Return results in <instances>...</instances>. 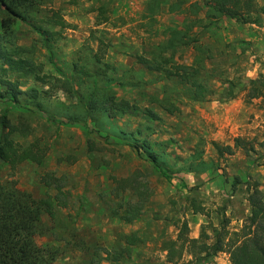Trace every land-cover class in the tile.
Masks as SVG:
<instances>
[{"label": "rangeland", "instance_id": "obj_1", "mask_svg": "<svg viewBox=\"0 0 264 264\" xmlns=\"http://www.w3.org/2000/svg\"><path fill=\"white\" fill-rule=\"evenodd\" d=\"M208 1L52 0L51 7L59 10L67 27L40 23L44 12L32 21L45 30L51 52L38 33L17 24L18 44L37 43L33 57L41 66L39 81L22 77L20 88L36 89L49 113L57 115L62 107L76 104L58 79L69 78L74 64L90 67L91 54L96 53L115 68L109 76L117 98L135 106L96 129L92 123L83 127L59 117L48 121L43 112L30 113L28 107L0 100V114L7 113L14 125L20 124L22 115L29 125L28 136L15 133L9 139L22 146L38 141L46 147L41 165L23 162L12 170L0 164V184L15 182L33 197L44 198L56 190L40 179L53 173L68 193L67 205L57 209L55 219L43 217L47 230L37 238L39 245L59 249L53 264H91L84 246L99 253L94 264H108L100 249L122 246V236L131 233L141 239L133 249V262L230 264L227 253L199 261L184 251L168 262L164 251V243L182 233L210 244L214 230L223 224L238 231L250 214L248 188H258L264 201V96L247 102L246 92L240 90L263 73L264 13L250 14L243 22L226 17L214 21L206 18ZM257 2L263 5L262 0ZM104 18L107 21L100 23ZM178 31L184 37L177 34L170 45L171 33ZM102 45L106 49L99 52ZM139 56L165 60L166 68L198 62L197 79L206 80L212 94L193 99L191 88L179 77L145 68L137 61ZM75 78L79 84L80 78ZM227 80L237 85L234 99L224 98ZM230 121L237 130L231 129ZM236 136L245 147L231 156L212 145L233 146ZM143 140L163 160L166 177L153 168L141 147ZM117 181H128L135 190L116 191ZM128 202L141 204L132 223L112 214L118 204L125 209ZM69 235L78 247H72Z\"/></svg>", "mask_w": 264, "mask_h": 264}, {"label": "trees", "instance_id": "obj_2", "mask_svg": "<svg viewBox=\"0 0 264 264\" xmlns=\"http://www.w3.org/2000/svg\"><path fill=\"white\" fill-rule=\"evenodd\" d=\"M262 1L263 5L259 7L257 0H209L205 3L206 18L217 21L226 17L236 22H243V18L250 14L259 11L264 13V0ZM51 3L52 0H0V86L3 87L0 91V100L21 108L28 107L30 113L43 112L48 117V121L59 117L64 118L67 124L88 127L92 123L96 129H101L105 121L108 125V122L127 114L135 106L126 100L117 98L111 87L114 79L109 76L115 68L102 62L103 58L100 54H91L90 67L74 64L69 78L58 79L61 90L76 99V104L62 107V111L57 115L47 111L46 105L40 100L41 94L36 89L22 90L20 88L19 79L22 77L32 76L36 81H39L38 73L41 71V66L35 62L33 57L37 43L31 47L19 45L16 26L18 23L27 24L33 32L41 36L40 42L48 52H51L46 45L48 36L46 37L45 30L32 22L37 19L36 16L44 12L46 16L39 20L40 23L66 28L67 24L59 10L52 8ZM181 11L180 13L183 12ZM106 21L104 18L100 23ZM177 34H182L181 37H184L180 31L172 32L170 45L174 43ZM105 49L102 45L98 51L101 52ZM49 56L51 55L49 54ZM137 61L145 68L161 72L166 77H179L183 84L191 88V97L197 101L208 93L212 94L206 87V80L204 82L197 79L201 72L198 62L194 65H173L171 68H166L164 67L167 64L165 60L158 62L155 59H145L139 56ZM76 75L80 78L79 84L75 83ZM10 76L15 77L10 78ZM225 84L226 87L222 91L225 100L234 99L236 97L234 90L237 85L228 80L225 81ZM242 86L240 90L246 92L247 102L264 96V63L263 73L259 75V78L249 80ZM165 108L167 111V107ZM148 114L153 118L152 113ZM22 119L24 118L21 115L20 124L14 125L8 119L7 113L0 114V164H7L12 170L23 162L41 165L46 154V147H41L38 141L22 146L9 139V136L15 133L24 137L28 136V122ZM54 124L61 125L62 122L56 121ZM91 141L92 139H88V145L91 144ZM233 142V146H220L214 142L212 145L220 154L231 156L237 148L245 147L242 144L243 139L240 137L235 138ZM141 147L148 154L155 171L166 177L163 160L153 151L151 143L143 140ZM40 180L44 186L54 187L56 194L35 198L28 192L17 188L15 182L10 185L0 184V264H53L57 258L59 249L39 245L37 238L47 230L43 217L55 219L57 209L66 207L68 193L62 190L61 179L55 177L53 173H48ZM127 182L117 181L118 190L116 191L123 193L127 188L134 191L133 185ZM247 201L250 214L238 231H229L223 224L219 229L214 230V240L210 244L202 242L200 239L187 238L182 233L175 241L164 243L167 261L174 262L185 251L193 259L199 261L209 260L218 253H227L230 264H264L263 195L256 187L248 188ZM140 206L139 203L128 202L125 209H122L121 203L118 204V208L113 210L112 214L125 223H132L140 215ZM182 228L186 230V225H183ZM69 238L73 242L72 247H78L79 243L76 245L77 242L73 241V235H69ZM121 240L122 246L100 249L103 261L108 264H152L131 261L133 249L141 242L136 233L124 235ZM178 242H181L179 249L176 248ZM84 251L90 255L88 263L94 264L95 256L99 254L96 249L94 250L92 247L90 252V248L84 246Z\"/></svg>", "mask_w": 264, "mask_h": 264}, {"label": "crops", "instance_id": "obj_3", "mask_svg": "<svg viewBox=\"0 0 264 264\" xmlns=\"http://www.w3.org/2000/svg\"><path fill=\"white\" fill-rule=\"evenodd\" d=\"M228 125L231 126V129H232V130H237V127H233L234 125H233V123H232L231 121L228 123ZM236 137H237V136H236Z\"/></svg>", "mask_w": 264, "mask_h": 264}]
</instances>
